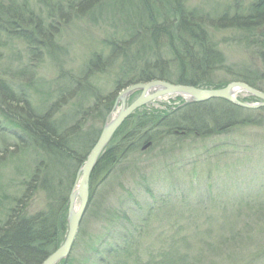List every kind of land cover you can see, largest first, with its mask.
Here are the masks:
<instances>
[{"label": "rangeland", "instance_id": "obj_1", "mask_svg": "<svg viewBox=\"0 0 264 264\" xmlns=\"http://www.w3.org/2000/svg\"><path fill=\"white\" fill-rule=\"evenodd\" d=\"M255 1L177 2L185 10H195L197 16L215 19L225 11L245 10ZM22 3L28 5V10L34 8L33 16L38 15L36 9L41 11L38 20L43 24V31L40 35L47 48L38 41L39 34L33 35V43L37 45L34 47L26 46L21 40L1 38L0 78L13 92L12 104L0 107L2 224L8 218L17 217V199L20 201L22 197L27 215L45 211L53 204L46 200V190L40 178L36 177L35 182L29 180L34 169L38 165L45 167L47 160L43 153L32 150L29 142L25 143V138L18 140L17 136H23V133L17 124H21L23 118H17V114L21 109L25 111L24 103L47 114L60 125L61 131L72 129L71 133H83L102 129L112 114L119 110L114 104L121 92L105 120L97 116L102 98L115 91L118 79L119 83L125 84L134 79L136 73L146 70L141 62L137 67L130 64L132 54H138L136 50L132 51L127 62L121 57L108 58L110 52L104 43L121 37V20L125 15L110 1L104 2L103 8L89 6V11L83 14L68 11L66 0H17V5ZM59 3H62L59 7L63 17L57 9L48 13L44 5L57 8ZM168 7H171L170 2ZM65 17L68 22H63ZM201 23L207 43L220 54L222 62L208 76L214 85L235 82V76L244 73L258 78L264 74L259 54L263 51L260 44L264 27L243 33L217 29L203 20ZM167 54L163 58L170 61ZM95 55L101 56L104 65L95 68L89 64ZM165 71L169 79H175L178 73L171 62ZM261 88L264 90V82H261ZM139 95V90L129 94L125 106ZM235 98L249 105L260 102L243 92L236 93ZM186 102L181 96H167L134 113L160 117ZM262 109H248L250 112L243 113L246 115L243 117L249 123L225 134L203 140L182 139L177 135L171 140L164 139L158 145L151 141L145 147L146 143L139 152L129 155L106 180L89 188L88 205L70 254L56 264H124L127 261L129 264H165L166 259L160 251L170 252L168 244L175 233L184 239L181 251H172L182 256L179 264H264ZM75 181L76 176L73 188L76 187ZM78 204L79 199L76 198L73 208ZM248 204L255 208L249 210ZM68 213L69 208L63 241ZM172 221L188 227L179 233L175 226L169 229ZM139 228L141 231L137 234ZM127 239H130L128 247ZM124 246L125 250L121 248ZM134 250L140 257L131 255ZM149 254L155 256L150 258Z\"/></svg>", "mask_w": 264, "mask_h": 264}, {"label": "trees", "instance_id": "obj_2", "mask_svg": "<svg viewBox=\"0 0 264 264\" xmlns=\"http://www.w3.org/2000/svg\"><path fill=\"white\" fill-rule=\"evenodd\" d=\"M106 1H110L112 6L115 4L116 10L125 13L123 20L120 19L123 28L121 37L112 38L104 43L110 52L108 58L120 59L121 57L127 62L132 51L136 50L138 54H132L133 57L129 62L132 66L136 64V67L141 62L146 70L140 73L135 71L134 73L137 74L135 78L128 80L125 84L119 83L120 79H118L115 91L101 100L102 107L97 116L102 117L103 120L112 110L117 95L134 84L164 81L201 89H219L227 85V83L214 85L208 78L222 62L220 54L213 51L211 45L207 43L201 20L217 29H233L243 33H250L264 27V0H256L240 12L225 11L215 19L209 16L208 18L197 16L195 10L183 9L178 4V0H66V6L68 11L73 10L76 14H83L89 11V6L105 7L103 4ZM44 5L48 13H54V9H57L59 15H63L60 8L62 3H59L57 8ZM27 7L25 3L17 5V0H0V44H2L1 38H9L21 40L26 46L34 47L37 46L33 43L34 36L39 34L38 41L47 48L43 45L45 42L40 35L43 31V24L38 20L41 11L36 9L38 14L36 17L33 16L34 8L31 11ZM64 19L63 22H68L66 17ZM261 40L263 41L260 46L263 51L259 54L264 68V36ZM47 41L50 42L48 39ZM166 54L170 56V61L163 58ZM169 62L178 72L175 79H169L170 76L165 73V67ZM89 64L95 68L104 65L100 55L92 57ZM260 76L258 78L250 73H244L235 76L234 81L245 83L264 92L261 88L264 74ZM10 90L9 85L0 78V107L12 104L13 92ZM24 106L25 111L21 109V112L17 114V118H23L21 124H17L23 133V136H17L18 140L25 138L24 140H27L25 143L29 142L31 149L43 153L47 160L45 167L38 165L34 169L29 180L35 182V178L39 177L46 190V200L53 204H48L45 211L27 215L23 208L25 206L23 197L19 198L20 201L17 199V217L10 220L8 218L4 224L0 222V264H41L59 247L66 230L68 197L73 189L77 170L85 161L101 131L99 128L83 133H71L72 129L64 132V130L61 131L60 125L52 121L44 112L40 113L25 103ZM247 111L250 112L248 109L239 108L226 101L213 99L203 103L178 105L168 114L160 117L133 113L116 130L98 158L90 175L89 188L106 180L117 165L132 153L139 152L146 143L152 141L158 145L164 139L171 140L177 135L182 139L196 138L198 140L222 135L249 123L243 117L246 116L243 113H248ZM262 111L264 112V109ZM248 206L249 210L255 208L250 204ZM11 211L12 209L9 213ZM206 211L205 208L204 212ZM2 213L4 210H1L0 216L3 215ZM146 219L148 217L145 218V222ZM197 219L194 218V220ZM177 223L179 224L178 221H172L169 229L175 226L176 231L180 233L188 227ZM142 225L143 222L141 227ZM140 231L139 228L136 233L139 234ZM129 240L127 239V247ZM183 241V238L178 237V233L170 237L168 244L170 252L167 249V254L160 251V255L166 259L165 264L182 263V261L179 262L182 256L174 252L181 251ZM132 242L136 243L134 239ZM121 248L125 250V246ZM131 255L140 257L137 250L132 251ZM152 255L155 256L154 254L148 256L152 258ZM124 264L129 263L127 261Z\"/></svg>", "mask_w": 264, "mask_h": 264}, {"label": "water", "instance_id": "obj_3", "mask_svg": "<svg viewBox=\"0 0 264 264\" xmlns=\"http://www.w3.org/2000/svg\"><path fill=\"white\" fill-rule=\"evenodd\" d=\"M140 91L139 97L127 107L121 104L119 113L110 119L102 127L100 134L89 151L84 163L76 174V187L72 189L68 197L69 213L67 218V231L63 243L51 253L41 264H56L70 254L75 240L79 224L88 205L89 179L92 170L101 153L108 145L112 136L121 124L139 108L167 96H181L187 100L186 103H203L209 100L218 99L231 103L239 108L253 109L264 108V92L247 86L242 82H230L221 89H201L191 86L175 85L164 81H151L149 83L134 84L125 88L120 94L127 97L134 91ZM243 92L260 101L256 105H249L239 102L235 94ZM118 95L117 101L120 99ZM148 143L145 147H148ZM79 199L77 208H73L75 199Z\"/></svg>", "mask_w": 264, "mask_h": 264}, {"label": "bare ground", "instance_id": "obj_4", "mask_svg": "<svg viewBox=\"0 0 264 264\" xmlns=\"http://www.w3.org/2000/svg\"><path fill=\"white\" fill-rule=\"evenodd\" d=\"M244 84H245V83H244ZM246 85H247V84H246ZM247 86H248V85H247ZM249 87H250V86H249ZM251 88H252V87H251ZM119 98H120V99L117 101L116 108H117V106H118V107H119V110H120V108H121V104H123V103L126 102V97L120 94ZM186 101H187V100H186ZM259 103H260V102H259ZM187 104H191V103H184V105H187ZM119 110L116 111L115 113H113L110 119H112L115 115H117V114L119 113ZM85 159H86V158H85ZM95 165H96V164H95ZM94 167H95V166H94ZM93 169H94V168H93Z\"/></svg>", "mask_w": 264, "mask_h": 264}]
</instances>
